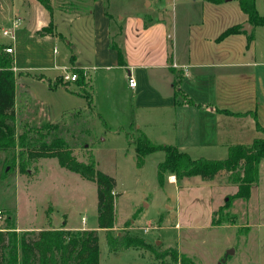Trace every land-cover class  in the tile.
<instances>
[{
  "label": "rangeland",
  "instance_id": "374dc122",
  "mask_svg": "<svg viewBox=\"0 0 264 264\" xmlns=\"http://www.w3.org/2000/svg\"><path fill=\"white\" fill-rule=\"evenodd\" d=\"M49 1L51 11L40 0H0V43L14 44L15 65L20 68L15 74L23 85L18 88L16 105L18 134L26 122L66 120L69 132H73L68 139L74 142V156L87 162L92 154L97 169L116 180L114 237L141 238L156 253L175 248L195 264H264V158L259 183L249 200L234 197L236 187L227 174L213 180L184 178L180 183L169 176L165 185L159 186L157 168L164 152L151 154L139 167L132 136L141 130L155 143L173 142L171 115H165L167 127L161 126L157 111L139 108L131 94L123 91L115 103H110L102 78L104 73H114L119 85L121 70L93 67L101 65L95 61L96 51L105 56V65L114 62L111 52L118 58L112 41L123 43L118 33L128 21L150 16L168 22L177 16L179 27L201 23L205 0H198L196 6L192 0ZM258 4L264 15V0H258ZM233 8L242 13L235 1L229 8L228 24L236 18ZM16 19H21L22 25L12 41L2 33L12 29ZM44 22L47 24L38 27ZM136 33L127 47L131 48L127 51L131 58L136 54L132 46L140 43ZM259 47H264L262 40ZM74 54V65L89 71L84 75L92 86L93 111L87 109L84 91L77 83L50 86L63 74L61 67L74 72L70 60ZM77 111L81 117L72 118L70 115ZM83 128L86 132H81ZM8 156L0 151V210L5 215L0 229L37 233L63 227L74 233L97 230L100 264H173L170 256L158 260L151 250H110L107 231L98 228L96 182L62 168L57 158L39 159L28 170L16 168L5 176L2 173L7 169ZM192 156L223 159L227 152H195Z\"/></svg>",
  "mask_w": 264,
  "mask_h": 264
},
{
  "label": "crops",
  "instance_id": "0c3cea01",
  "mask_svg": "<svg viewBox=\"0 0 264 264\" xmlns=\"http://www.w3.org/2000/svg\"><path fill=\"white\" fill-rule=\"evenodd\" d=\"M235 1L238 2H201V23L179 27L177 16L168 22L144 16L128 21L125 28L120 27L118 35L123 37V43L118 44L116 40L115 43L125 51L126 65H118L116 52H111L114 62L109 61L108 65H105V56L95 52V61L101 65L93 66L94 69L121 70L122 73L119 85L113 77L114 73H104L102 81L106 99L115 103V98L121 96L122 91L127 96L131 94V99L139 108L157 111L160 125L164 127L168 123V116L165 115L170 114L172 119L169 124L174 139L163 144L176 145L191 155L195 152H227L229 146L251 145L255 138L264 136L249 114L255 112L264 127V47H259L261 40L264 42V26L252 25L251 33L244 31L243 26L250 23L241 8L242 13L233 8L236 18L228 24L229 8ZM191 2L196 6L198 0ZM256 6L261 14L258 0ZM186 16L180 15V18ZM46 24L44 22L38 27ZM235 25H241V33L218 40L226 29ZM136 31L139 32L135 36L140 43L132 46L136 54L135 58H131L127 54L131 48L127 47ZM251 34L253 40L249 42ZM77 67L81 68L80 65ZM15 70L20 68L15 65ZM130 75L137 81L135 88L129 86ZM19 87L23 85L17 82L16 105ZM176 88L181 89L195 104H187L182 95L175 96ZM95 92V99L98 100L99 88L97 90L96 87ZM220 110L242 115H228Z\"/></svg>",
  "mask_w": 264,
  "mask_h": 264
},
{
  "label": "trees",
  "instance_id": "16d2710c",
  "mask_svg": "<svg viewBox=\"0 0 264 264\" xmlns=\"http://www.w3.org/2000/svg\"><path fill=\"white\" fill-rule=\"evenodd\" d=\"M49 11V0H40ZM221 3L224 0H207ZM242 12L247 16L251 25L264 26V15L258 12L256 0H237ZM241 25L226 29L218 38H224L241 33ZM249 42L253 35H249ZM13 44L0 43V151L9 156L6 159V170L3 175L11 174L16 168L26 171L39 159L57 158L59 165L82 178L94 181L98 189V228L107 231V242L110 250L118 252L127 249H144L151 252L150 245L137 237H114L112 231L116 225V180L97 169L95 157L87 162L79 161L73 154L74 142L68 139L69 132L66 120L52 122L40 120L26 122L21 133L17 132V76L15 74L14 53L7 52ZM118 52V65L125 66L126 61L122 49L112 41L111 45ZM74 56V55H73ZM75 57V56H74ZM73 57V59H75ZM72 58V56H71ZM74 72L78 75L77 83L84 91L89 111H93V95L90 81H86L85 69L74 65ZM169 62L170 58L168 59ZM71 81H64L58 76L50 86L68 85ZM175 87L178 85L175 83ZM89 88V89H88ZM182 95L187 104L194 105L181 89L176 88L175 96ZM219 112L228 115H242L229 110ZM256 123V128L264 134V127L259 123L255 112L249 113ZM80 118L79 111L70 115ZM81 132H86L83 128ZM136 148L137 165L143 166L145 159L153 153L162 151L164 159L158 164L157 179L163 187L169 176H174L180 183L184 178L200 177L202 180H213L221 174H227L231 185L236 187L234 195L237 199L249 200L252 189L258 185L260 178V163L264 158V136L255 138L251 145L229 146L226 158L214 159L204 156L193 157L189 152L181 150L176 145L155 143L145 132L139 130L132 136ZM77 144V143H76ZM78 145V144H77ZM156 258L163 259L170 256L173 264H195L186 254L171 248L161 253L152 252ZM0 264H100L99 235L97 230H82L74 233L71 230L47 229L38 233L34 231H17L16 228L0 230Z\"/></svg>",
  "mask_w": 264,
  "mask_h": 264
},
{
  "label": "built area",
  "instance_id": "2783aa9c",
  "mask_svg": "<svg viewBox=\"0 0 264 264\" xmlns=\"http://www.w3.org/2000/svg\"><path fill=\"white\" fill-rule=\"evenodd\" d=\"M21 25H22L21 19L14 20L12 29H4L3 33H2L3 36L9 37L12 41H14L15 40V30L18 29ZM7 52L14 53L15 50L13 47H9V48H7ZM174 66L176 67V65H174ZM62 71H63V74L61 76L63 77L64 81L73 82V81L77 80L78 75L76 73H73L72 71L69 72L67 67H63ZM129 86L131 88H135L137 86V81L132 75L129 76ZM171 179H173V178H171ZM4 216L5 215H4L3 211L0 210V224L3 223V220L5 218ZM0 230H3V229H0Z\"/></svg>",
  "mask_w": 264,
  "mask_h": 264
},
{
  "label": "water",
  "instance_id": "95a60500",
  "mask_svg": "<svg viewBox=\"0 0 264 264\" xmlns=\"http://www.w3.org/2000/svg\"><path fill=\"white\" fill-rule=\"evenodd\" d=\"M251 29H252V25H250V24H246V25L243 26V30L247 31L248 33H251ZM157 244H159V242ZM231 252L234 253V249H232ZM220 264H222V263H220Z\"/></svg>",
  "mask_w": 264,
  "mask_h": 264
}]
</instances>
